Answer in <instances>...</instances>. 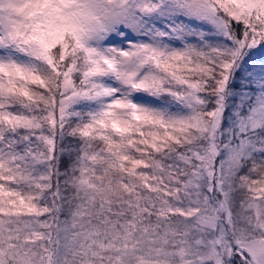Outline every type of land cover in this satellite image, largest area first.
Listing matches in <instances>:
<instances>
[{"label": "snow or ice", "instance_id": "obj_1", "mask_svg": "<svg viewBox=\"0 0 264 264\" xmlns=\"http://www.w3.org/2000/svg\"><path fill=\"white\" fill-rule=\"evenodd\" d=\"M0 264H264V0H0Z\"/></svg>", "mask_w": 264, "mask_h": 264}]
</instances>
